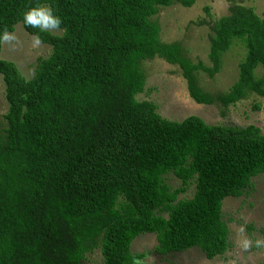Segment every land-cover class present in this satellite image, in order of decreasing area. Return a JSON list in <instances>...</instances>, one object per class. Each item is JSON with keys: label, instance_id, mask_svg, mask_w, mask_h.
<instances>
[{"label": "trees", "instance_id": "trees-1", "mask_svg": "<svg viewBox=\"0 0 264 264\" xmlns=\"http://www.w3.org/2000/svg\"><path fill=\"white\" fill-rule=\"evenodd\" d=\"M227 13L192 21L209 25L206 58L191 61L177 41L159 37L150 19L172 3L194 0H0V34L20 23L50 46L24 78L0 58L6 111L0 123V264H82L99 249L101 264H137L132 240L152 233L156 254L197 247L206 259L228 246L222 200L251 188L264 173V134L254 124H207L190 114L161 117L144 90L141 62L175 64L198 104L228 105L253 94L264 113V13L225 0ZM47 5L59 33L25 24L23 13ZM234 42L244 53L226 91L211 94L196 73L212 77ZM179 179L171 187L163 176ZM193 183V193L179 198ZM258 264H264V257Z\"/></svg>", "mask_w": 264, "mask_h": 264}, {"label": "rangeland", "instance_id": "rangeland-1", "mask_svg": "<svg viewBox=\"0 0 264 264\" xmlns=\"http://www.w3.org/2000/svg\"><path fill=\"white\" fill-rule=\"evenodd\" d=\"M243 5L252 7L258 15L264 13V0H238ZM225 0H194L191 6H181L172 3L161 7L150 17L159 25V37L162 41H177L184 48V53L191 61L200 59L205 65H210L206 58L208 36L212 33L209 25H195L192 21L199 18L207 19L203 7L209 6L211 18L227 13ZM18 43L15 46L1 43L0 57L13 62L24 78L33 74L37 58L45 57L50 52V46L40 44L33 47V36L27 35L20 23H16L13 31ZM53 31L51 33H59ZM244 49L238 42L222 55L220 69L208 77L198 71L196 77L202 89L211 94L226 91L237 77V64L242 58ZM6 56V57H5ZM141 69L145 77V86L137 99L150 100L155 104L156 112L163 118L181 120L193 114L200 117L207 124H224L230 126H245L254 124L264 134V113L253 110L252 104L259 103L262 97L250 94L245 98L227 106L222 114L221 107L213 103L209 105L195 103L188 95L185 80L180 75L177 65L168 64L159 58L143 60ZM255 74L264 76V70L255 68ZM6 111L4 99V85L0 76V123L2 114ZM163 179L172 188L179 185L172 173H167ZM193 193V183L190 182L179 198H188ZM222 217L227 222L228 243L227 250L211 259H206L197 247H191L181 252L156 254L153 247L156 244L152 233L137 235L131 242V252L144 254L139 264H258L264 257V246L256 247L257 238L264 239V173L251 178V188L238 197H226L221 205ZM243 229V232H241ZM250 239L252 246L245 250L241 247V240ZM102 257L99 249H94L85 255L82 264H101Z\"/></svg>", "mask_w": 264, "mask_h": 264}, {"label": "clouds", "instance_id": "clouds-1", "mask_svg": "<svg viewBox=\"0 0 264 264\" xmlns=\"http://www.w3.org/2000/svg\"><path fill=\"white\" fill-rule=\"evenodd\" d=\"M23 19L26 25L39 29L40 32L57 31L59 30L62 23L61 18L55 15L52 8L48 7L47 5H38L29 8L23 13ZM1 43H5L14 47L15 43H18V38L14 33L9 32L8 29L5 28L3 33L0 34V47ZM40 44H42L40 37L38 35L34 36L33 47H38ZM241 232H243V229H241ZM252 243L253 242L248 238H244L240 242L241 247L245 250L249 249L252 246ZM255 246H264V239L257 238L255 240ZM137 264H139V262H137Z\"/></svg>", "mask_w": 264, "mask_h": 264}, {"label": "crops", "instance_id": "crops-1", "mask_svg": "<svg viewBox=\"0 0 264 264\" xmlns=\"http://www.w3.org/2000/svg\"><path fill=\"white\" fill-rule=\"evenodd\" d=\"M27 35H29L28 33H27ZM6 57V56H5Z\"/></svg>", "mask_w": 264, "mask_h": 264}]
</instances>
